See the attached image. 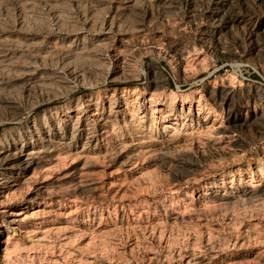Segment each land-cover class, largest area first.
I'll return each instance as SVG.
<instances>
[{"label": "rangeland", "instance_id": "374dc122", "mask_svg": "<svg viewBox=\"0 0 264 264\" xmlns=\"http://www.w3.org/2000/svg\"><path fill=\"white\" fill-rule=\"evenodd\" d=\"M0 264H264V0H0Z\"/></svg>", "mask_w": 264, "mask_h": 264}]
</instances>
